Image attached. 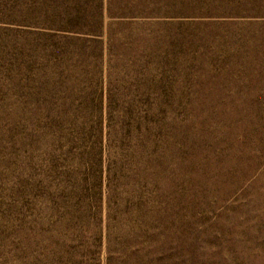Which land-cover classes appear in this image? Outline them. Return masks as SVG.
Returning a JSON list of instances; mask_svg holds the SVG:
<instances>
[{"label":"rangeland","instance_id":"1","mask_svg":"<svg viewBox=\"0 0 264 264\" xmlns=\"http://www.w3.org/2000/svg\"><path fill=\"white\" fill-rule=\"evenodd\" d=\"M0 264H264V0H0Z\"/></svg>","mask_w":264,"mask_h":264},{"label":"trees","instance_id":"2","mask_svg":"<svg viewBox=\"0 0 264 264\" xmlns=\"http://www.w3.org/2000/svg\"><path fill=\"white\" fill-rule=\"evenodd\" d=\"M233 4H231L230 6H232ZM254 6V5H253ZM255 7V6H254ZM244 7H242L241 5H239L238 3H236V4H234L233 5V7H231L230 9H234V10H243L244 11V9H243ZM223 9H227V8H223ZM120 18H122V17H120Z\"/></svg>","mask_w":264,"mask_h":264}]
</instances>
